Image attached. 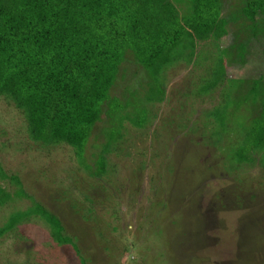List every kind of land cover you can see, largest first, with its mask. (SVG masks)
Listing matches in <instances>:
<instances>
[{
    "label": "rangeland",
    "instance_id": "rangeland-1",
    "mask_svg": "<svg viewBox=\"0 0 264 264\" xmlns=\"http://www.w3.org/2000/svg\"><path fill=\"white\" fill-rule=\"evenodd\" d=\"M220 45L224 50L228 40ZM251 46L256 54L245 67L226 66L228 79H255L264 70V41ZM205 67L179 62L167 70L166 100L146 104L149 129L126 124L101 177L92 175V158L88 169L79 166L68 145L29 140L24 116L0 97V169L20 181L18 187L0 179V229L37 203L60 220L70 240L56 243L33 214L0 237V264H264V171L226 170L233 128L222 150L208 139L212 122L203 112L221 101L219 91L198 101L188 94ZM135 73L141 78L140 69ZM129 76L120 87L131 85ZM120 87L112 90L116 98L134 101ZM93 134L101 138L102 127ZM18 189L30 199L16 196Z\"/></svg>",
    "mask_w": 264,
    "mask_h": 264
},
{
    "label": "trees",
    "instance_id": "trees-1",
    "mask_svg": "<svg viewBox=\"0 0 264 264\" xmlns=\"http://www.w3.org/2000/svg\"><path fill=\"white\" fill-rule=\"evenodd\" d=\"M176 1L185 8H173L170 0H0V97L24 116L29 140L68 145L79 166L88 169L92 158V175L101 177L126 124L147 132L153 121L146 104L166 100L167 70L184 62L206 65L190 97L198 101L219 91L221 101L203 112L212 122L211 144L222 150L225 135L235 130V145L224 150L226 170L264 171V70L249 80L226 74V66L245 67L256 54L249 51L253 42L264 41V0ZM259 55L264 62V51ZM127 73L131 85L120 87ZM118 87L134 101L116 98L112 90ZM97 125L101 138L93 134ZM0 179L20 186L2 169ZM15 194L30 199L20 189ZM33 214L56 243H70L60 220L37 203L14 214L0 237Z\"/></svg>",
    "mask_w": 264,
    "mask_h": 264
},
{
    "label": "crops",
    "instance_id": "crops-1",
    "mask_svg": "<svg viewBox=\"0 0 264 264\" xmlns=\"http://www.w3.org/2000/svg\"><path fill=\"white\" fill-rule=\"evenodd\" d=\"M170 6L172 5L173 8H176L178 10L181 11V8H179V6L181 5L180 3H178L176 0H170Z\"/></svg>",
    "mask_w": 264,
    "mask_h": 264
},
{
    "label": "clouds",
    "instance_id": "clouds-1",
    "mask_svg": "<svg viewBox=\"0 0 264 264\" xmlns=\"http://www.w3.org/2000/svg\"><path fill=\"white\" fill-rule=\"evenodd\" d=\"M179 8H181V9H182V8H185V7H184L183 5H180V6H179Z\"/></svg>",
    "mask_w": 264,
    "mask_h": 264
}]
</instances>
